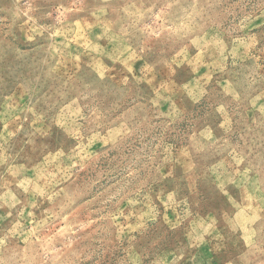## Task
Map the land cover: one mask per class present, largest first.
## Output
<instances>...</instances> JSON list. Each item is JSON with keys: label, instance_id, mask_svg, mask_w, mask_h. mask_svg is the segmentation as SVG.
<instances>
[{"label": "rangeland", "instance_id": "1", "mask_svg": "<svg viewBox=\"0 0 264 264\" xmlns=\"http://www.w3.org/2000/svg\"><path fill=\"white\" fill-rule=\"evenodd\" d=\"M0 264H264V0H0Z\"/></svg>", "mask_w": 264, "mask_h": 264}]
</instances>
